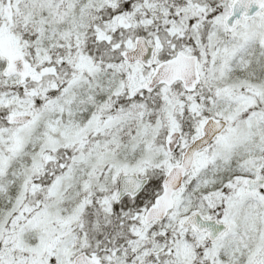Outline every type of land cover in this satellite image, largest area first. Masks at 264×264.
I'll return each mask as SVG.
<instances>
[{
    "label": "snow or ice",
    "instance_id": "obj_1",
    "mask_svg": "<svg viewBox=\"0 0 264 264\" xmlns=\"http://www.w3.org/2000/svg\"><path fill=\"white\" fill-rule=\"evenodd\" d=\"M0 264H264V0H0Z\"/></svg>",
    "mask_w": 264,
    "mask_h": 264
}]
</instances>
